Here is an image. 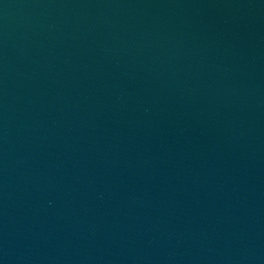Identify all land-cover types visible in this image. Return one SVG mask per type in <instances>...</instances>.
<instances>
[{"label":"water","instance_id":"95a60500","mask_svg":"<svg viewBox=\"0 0 264 264\" xmlns=\"http://www.w3.org/2000/svg\"><path fill=\"white\" fill-rule=\"evenodd\" d=\"M0 264H264V0H0Z\"/></svg>","mask_w":264,"mask_h":264}]
</instances>
